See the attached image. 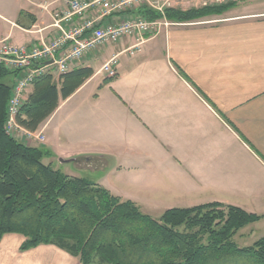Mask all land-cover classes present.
Listing matches in <instances>:
<instances>
[{"label":"crops","instance_id":"crops-1","mask_svg":"<svg viewBox=\"0 0 264 264\" xmlns=\"http://www.w3.org/2000/svg\"><path fill=\"white\" fill-rule=\"evenodd\" d=\"M51 6L0 0V37L48 40L57 33ZM172 22L134 54L122 52L139 42L127 37L106 47L101 65L91 64L96 54L75 65L95 74L36 131L45 142L26 143L44 145L60 164L78 159L66 174L91 171L84 177L137 205L164 212L221 202L264 214V9L237 1L222 14ZM114 56L110 78L101 68ZM24 240L6 234L0 264H82L52 244L23 251Z\"/></svg>","mask_w":264,"mask_h":264},{"label":"trees","instance_id":"trees-1","mask_svg":"<svg viewBox=\"0 0 264 264\" xmlns=\"http://www.w3.org/2000/svg\"><path fill=\"white\" fill-rule=\"evenodd\" d=\"M236 5L167 7L165 15L185 22ZM131 12L149 20L163 17L146 5ZM94 74L92 66L84 65L58 79L50 72L36 78L18 124L37 131ZM11 75L17 73L0 64V242L6 234L18 233L25 237L23 251L52 244L82 264H264V237L249 246L235 241L241 229L264 214L210 202L170 208L156 219L89 178L45 164L44 158L52 155L48 148L27 144L5 128L14 85L6 78Z\"/></svg>","mask_w":264,"mask_h":264},{"label":"built area","instance_id":"built-area-1","mask_svg":"<svg viewBox=\"0 0 264 264\" xmlns=\"http://www.w3.org/2000/svg\"><path fill=\"white\" fill-rule=\"evenodd\" d=\"M169 1L63 0L62 8L51 11L57 33L48 40L25 46L9 37H0V64L17 73L8 105L7 132L14 136L18 130L30 140L45 141L43 135L25 130L17 122V115L36 78L49 72L59 77L100 49L127 37H136L139 42L122 52L134 54L147 37L174 23L165 15L167 7H174ZM141 5L160 11L163 17L149 20L131 12ZM115 14L120 17L113 19ZM117 66L118 56H114L104 63L101 71L115 77Z\"/></svg>","mask_w":264,"mask_h":264},{"label":"rangeland","instance_id":"rangeland-1","mask_svg":"<svg viewBox=\"0 0 264 264\" xmlns=\"http://www.w3.org/2000/svg\"><path fill=\"white\" fill-rule=\"evenodd\" d=\"M229 1H238V2H240V4L244 3V5H248V7H251V9H253V10L264 9V0H170L169 3L176 8H179V9L184 8L185 10H188V9L194 8V7L197 8V7H203L205 5L221 4V3H226ZM51 2H52V6L50 7V9H52L51 11H53V12L55 11V9H60L63 7V0H51ZM49 4H51V3H49ZM113 45L114 44H110L109 46H106V47L108 49V48H111ZM106 47L103 48L104 50L100 49V51L97 52L96 55L98 56L99 60L94 59L91 63L93 66L97 67V66L102 64L101 62H103L102 60L104 58L103 55L105 54ZM14 134H15L14 137L21 140V141L29 142V143L34 141V140L28 139L22 132H20L18 130H16ZM37 141H39V140H37ZM39 142L41 144H43L45 141H39ZM41 146H44V145H41ZM52 155H47L44 158L43 162L45 164L51 163L54 168L61 169L65 173L66 172L68 173V171L70 169H73L74 162H70L69 164H60L56 159L52 158L53 157ZM75 171H76L75 176H79V177H82V176L84 177V176L90 174L89 172H91V171H88L85 175L78 170H75ZM138 206L140 207V209L143 213L149 214L153 218H156V219H159L162 216V214L165 212V211L162 212L160 210V208L157 209L153 205L140 204ZM259 214H261V213H259ZM262 237H264V218L258 222L251 223L248 226H246L245 228L241 229L240 232L235 236V241L240 246H249V245H252L254 242H256L257 240H259Z\"/></svg>","mask_w":264,"mask_h":264},{"label":"water","instance_id":"water-1","mask_svg":"<svg viewBox=\"0 0 264 264\" xmlns=\"http://www.w3.org/2000/svg\"><path fill=\"white\" fill-rule=\"evenodd\" d=\"M72 161L79 162V160L75 159V158H72V159H60L61 163H67V162H72Z\"/></svg>","mask_w":264,"mask_h":264}]
</instances>
